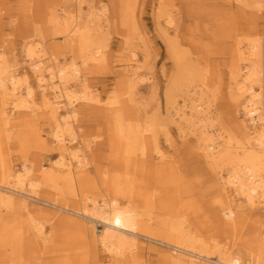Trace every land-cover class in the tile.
Segmentation results:
<instances>
[{"label": "bare ground", "instance_id": "1", "mask_svg": "<svg viewBox=\"0 0 264 264\" xmlns=\"http://www.w3.org/2000/svg\"><path fill=\"white\" fill-rule=\"evenodd\" d=\"M10 1L0 0V264H93L100 250L109 253L115 264H264V212L259 211L264 206L263 44L236 43L230 62L210 60L211 87L215 88L208 99L205 94L210 89L199 66L183 51L180 41L165 39L176 68L165 91L167 112L177 115V136L183 143L191 141L196 158L211 171L209 187L214 193L206 194L214 199L197 206L193 196L181 189L166 192L164 198L151 190L148 176H143L147 170L169 175L176 166L171 159L152 161L153 156L164 159L158 128L151 120L150 127L142 128L132 99L121 97L129 88L124 79L135 80L142 67L135 52L140 46L135 42L126 41L122 79L110 97L111 107L95 111L110 127L108 142L115 152L116 167L111 172L97 170L95 179L88 175L86 153L78 144L86 140L81 137L83 120L76 106L79 99L87 105L94 98L86 85L77 90L68 83L81 80L83 67L106 63L107 43L97 26L99 16L106 18L107 9L90 5L81 13L78 8L80 18L75 21L73 10L63 9L61 15L55 8L38 13L33 0H16L31 2L27 3L30 12L11 23L6 18L17 13L5 8ZM109 1L120 7L124 24L134 19V2ZM239 1L228 4L238 8L243 17L240 21H256L249 8L252 4ZM195 2L201 4L202 0ZM200 8L205 13L206 8L197 11ZM211 11L214 19L223 15L231 19L237 12L231 6ZM162 15L164 32L174 29L175 17ZM24 21L29 23V34L21 48L32 60L39 102L27 77L15 74L5 57L10 45L4 44L3 26L20 34ZM233 26L235 23H229L228 28ZM47 32L62 36L60 44L74 54L70 63L55 61L52 47L61 45L47 42ZM225 33L226 29L209 37L228 42ZM188 39L196 38L190 35ZM48 57L51 62L45 64ZM224 64L230 65L226 79L218 70ZM217 92L221 96L216 104L211 94ZM177 96H181L180 102ZM241 112L243 116L238 118ZM22 148L26 151L21 169L13 170L12 159ZM44 152L57 154L49 166L35 160ZM25 184L30 186L28 192ZM94 190L102 192L101 202L91 196ZM52 194L65 196L66 202L55 201ZM42 217L54 219L50 229L55 235L46 234ZM62 234L66 235L62 238ZM144 240L150 243L148 250L153 251L156 263L144 255Z\"/></svg>", "mask_w": 264, "mask_h": 264}, {"label": "rangeland", "instance_id": "2", "mask_svg": "<svg viewBox=\"0 0 264 264\" xmlns=\"http://www.w3.org/2000/svg\"><path fill=\"white\" fill-rule=\"evenodd\" d=\"M130 1L134 2L136 15L134 19L129 21L128 25L124 24L122 21L124 19L123 14L119 13L120 7L117 8V5L109 0H83L79 4L76 3L75 0L62 4L59 3L58 0L32 1V4L37 3V5H33V7L34 11L38 13L55 8L61 15L63 9L70 12L73 10L71 14H73L74 17L72 19L75 21L80 18L77 13L78 8L81 9V13H85L87 6L90 5L97 8L104 7L107 9L106 18L103 15L99 16L100 23L99 26H97V28L105 35V41L107 43L106 63H103L100 66L91 67L90 65V67L87 66V68L83 67L81 80H77L78 82L70 81L68 83V87L72 88L75 86L77 90L80 86L86 85L94 98V103H89L87 105L82 103L83 99H79L76 106L78 114L80 115L79 118L83 120V124L81 125L82 128L80 130L81 137H84L86 140L85 142H78V144L81 145L82 152L86 153L85 158L87 164L85 167L89 173L88 175L95 179L97 170L100 172L103 170L111 172L116 167L115 152L108 142L110 127L108 125L107 128L106 118H102L95 111H103L104 108L111 107L109 103L110 97L118 87V80L122 79V68L125 64L122 54L125 51L126 41L132 43L135 42L134 44L140 46L135 52L142 67L138 71L139 74L134 77L135 80L130 81L129 78L127 80L124 79V82L126 83L125 85H128L129 88L126 93L121 95V97H130L132 99L136 117L139 120L140 125H142V128L151 126L148 125L150 123L149 120H151V124H154L158 128L159 145L161 149L160 155H163L164 159H158L156 156H153L152 161L155 163L157 161L171 159L176 166L175 172H170L169 175H158V173H155L152 170H147L143 176H148L147 181L150 183L151 190L155 191L157 194L161 193L164 198L166 192L175 193L181 189L183 192L187 191L193 196L196 200L195 205L197 206H199L200 203L203 204L205 199L212 202L214 199L212 195L209 196L206 194L212 193L211 188L209 187L211 171L204 166L198 158H196L191 141L189 142L187 139V142L183 143L182 139L177 136V131H179L177 115H173V112L168 113V110L166 109L167 100L165 91L170 86L176 68L174 66V61L168 55L165 39L176 38L180 41V46L183 51L199 66L198 68H200V71L203 73L202 76L206 81V86L210 89V91L206 90L205 94L209 99L211 90L215 88L211 87L214 80L211 78L213 77V74L211 73L213 64L210 63V60L230 62L232 59V49L236 43L245 45L248 42L257 41L262 43L264 47V0L239 1L246 2L249 5L250 3L252 4L249 8L252 7L251 14L256 18V21L249 19L252 20V23H249L248 21H246L247 23L240 21L243 17L239 14V10L234 6V3L228 4L230 0H202L201 4L195 2L197 0H164V4L159 3L161 0ZM27 3L29 4L31 2H16V0H11L5 8L15 9L14 12L17 14L14 17L6 18V21L9 20L11 23H14L19 20L20 15H23V17L26 16L24 14L30 12L27 9ZM196 4L198 5L196 6ZM228 6L232 7V12L233 10L234 12L237 11L234 17L230 19L228 15H223L221 19L212 18L213 12L211 10L216 9V7L222 8ZM198 7H205V13H200L201 8L197 11ZM34 11L32 10V12ZM164 13H170L173 15L175 17L176 25L174 29H169L166 32H164L165 25L163 24L164 18L162 15ZM237 13L241 16L239 19ZM156 16H159V22L156 20ZM229 23H233V25L235 23V27L228 28ZM28 25L29 23L24 21L20 34L13 33L11 30L12 28H10L11 26H3L2 38L6 39V42L4 43L5 45L9 44L10 47H13L12 50L9 47L6 51L5 57L8 61L7 64H10V67L13 68L15 74L20 73L27 77L29 84L36 89V97L39 102V91L36 87L37 81L35 80L36 78L34 77L33 70L30 66L32 60L25 55L21 48L23 40L26 39L25 36L29 34L27 29ZM225 29V34L230 39L228 42H223L222 38L216 36L209 37L211 33L215 35L222 34ZM190 35L196 39H194V41L189 40L188 37ZM45 40L51 43L56 41L59 44L61 43V40L63 42L62 36L60 37L59 33L49 35L47 32ZM133 47L134 46L132 45L130 49ZM202 48H205L204 52L200 51ZM209 48L210 52L207 53ZM52 49L55 53V61L59 64H62L63 62L70 63L74 57L73 52H70L69 49H65L62 45H57V47L54 45ZM45 61V64L51 62L50 57ZM239 64L242 67L244 66V62L242 61L239 62ZM228 66L230 67V65ZM228 66L224 64L221 69L217 68L222 79L228 77ZM56 83H58V81H56ZM173 89L174 88L171 90L173 91ZM211 96L212 102L217 104L220 100L221 94L217 92L213 95L211 94ZM180 98L181 96H177L178 102H180ZM9 107L10 106L7 108L8 110ZM12 115L15 116L16 114ZM38 115L37 119L41 120L42 117L40 119V116L42 115L39 113ZM239 115L238 118H242V112ZM95 123L99 124L100 127H96ZM97 128H100V130H97ZM22 142L25 145V142ZM25 151L26 150L22 148L18 153V156H15V159H12L13 170L21 169L23 164L22 155ZM56 157L57 154L44 152L41 153L39 157L35 158V160H39L38 163L41 166H49L52 159ZM25 162L27 166H30L27 161ZM223 175H225V172ZM171 179L173 180V183H170L172 182ZM24 189L28 192L30 189L29 184H25ZM100 194H102V192L99 193V190H94L91 196H95L97 202H101L103 197ZM200 195H203L206 198L198 197ZM52 197L55 201L66 202L64 199L65 196L52 194ZM104 197L106 196L104 195ZM188 198L190 199L191 197L188 195ZM123 202L124 199H121V203ZM32 204L36 206L37 203ZM259 211L260 213H263L264 206L262 209H259ZM52 220L54 221V219ZM52 220L43 217L40 219V221L43 222V225L47 228V231L45 232L48 235H55L51 232L53 230L50 229V226H52L50 223H53ZM96 228L98 230L101 229V227ZM65 235L66 234H62V238ZM229 239L230 237H228V240ZM144 241L145 243L142 248L144 255L146 254V257L151 259L153 263H156L154 261L156 256L151 254L153 251L148 250L150 243L146 240ZM223 241H225V239ZM73 262L75 263L77 261L74 260ZM93 264H115V262L110 260L109 253L100 250L99 258L97 261H94Z\"/></svg>", "mask_w": 264, "mask_h": 264}]
</instances>
